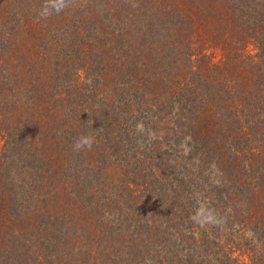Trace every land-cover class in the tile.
I'll list each match as a JSON object with an SVG mask.
<instances>
[{
	"label": "trees",
	"instance_id": "16d2710c",
	"mask_svg": "<svg viewBox=\"0 0 264 264\" xmlns=\"http://www.w3.org/2000/svg\"><path fill=\"white\" fill-rule=\"evenodd\" d=\"M44 2L0 0V264H264V0Z\"/></svg>",
	"mask_w": 264,
	"mask_h": 264
},
{
	"label": "clouds",
	"instance_id": "9594fccd",
	"mask_svg": "<svg viewBox=\"0 0 264 264\" xmlns=\"http://www.w3.org/2000/svg\"><path fill=\"white\" fill-rule=\"evenodd\" d=\"M73 6V0H45L44 4L38 13L41 18H48L54 14H60L66 9ZM146 131L144 123L138 122L136 124V132L138 134L144 133ZM95 143V137L91 134L79 136L73 143V151L91 150L93 144ZM197 204L194 213L191 216V221L193 224L199 227H206L209 225L218 226L219 221L217 220L214 210L206 206V204L201 201L198 197Z\"/></svg>",
	"mask_w": 264,
	"mask_h": 264
}]
</instances>
